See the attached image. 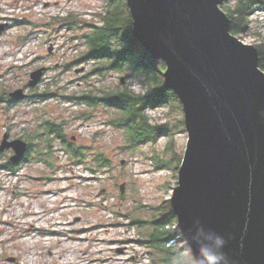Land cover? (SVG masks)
<instances>
[{
    "label": "rangeland",
    "instance_id": "374dc122",
    "mask_svg": "<svg viewBox=\"0 0 264 264\" xmlns=\"http://www.w3.org/2000/svg\"><path fill=\"white\" fill-rule=\"evenodd\" d=\"M7 6L9 9L22 7L26 19L35 24L50 19L51 15L64 17L61 14L76 13L84 22L100 25L99 16L104 14L106 0H0V20L8 11L11 14ZM30 31L36 35L20 44V36ZM80 33L61 31L48 40L42 28L34 29L31 25L4 31L0 35V94L8 95L23 88L30 81L31 73L42 67L49 69L38 90L29 93L31 96L43 90L52 79L57 80L60 94L86 87L79 85L82 84L79 78L91 69V64L79 67V70L83 68L81 72H76L78 67L66 72L60 68L63 62L85 51L84 45L78 47L80 52L76 54L71 51L70 46L76 44L72 39ZM237 37L256 47L264 43V11L255 10L249 17L248 28ZM123 77L115 74L103 82L95 77L89 81L91 86L94 83L98 87L116 88ZM124 83L135 93H144L146 89L135 78ZM85 109L92 112L62 97L23 101L7 113L0 106V145L5 134L10 140L28 141L29 134L35 135L38 124L47 120L64 124L68 139L75 146L92 147L90 155L104 152L112 161L110 172L93 179L87 170L72 163L70 155L56 140L55 170L31 160L22 164L16 175H11L2 167L9 162V153L2 152L0 264H152L153 254L147 246L137 243L143 235L138 227L129 225L130 219L150 220L154 208L168 207L178 173L174 166L170 170H155L150 157L157 153L166 160L175 155L182 159L188 135L186 131H178L169 151L170 141L163 137L156 145L144 146L132 153L123 149V130L107 125L112 117L109 109L98 107L90 119L75 120L78 112ZM147 115L153 124L174 125L184 119L180 109L168 107L149 110ZM51 176L53 180H48ZM121 184H125L123 193ZM184 246L180 243L175 247Z\"/></svg>",
    "mask_w": 264,
    "mask_h": 264
},
{
    "label": "water",
    "instance_id": "95a60500",
    "mask_svg": "<svg viewBox=\"0 0 264 264\" xmlns=\"http://www.w3.org/2000/svg\"><path fill=\"white\" fill-rule=\"evenodd\" d=\"M126 1L133 35L165 63L166 87L184 113L188 142L170 199L179 232L192 249L222 238L224 264H264V71L257 47L231 33L223 0ZM6 27L0 24V35ZM46 71L32 72L29 88ZM26 97L23 89L10 94ZM10 148L18 164L28 144L5 134L0 153ZM119 187L123 193L125 184Z\"/></svg>",
    "mask_w": 264,
    "mask_h": 264
},
{
    "label": "trees",
    "instance_id": "16d2710c",
    "mask_svg": "<svg viewBox=\"0 0 264 264\" xmlns=\"http://www.w3.org/2000/svg\"><path fill=\"white\" fill-rule=\"evenodd\" d=\"M223 5L231 6L225 8ZM223 5L222 10L231 20V33L238 36L248 28L249 17L255 12V9L258 6L264 9V0H223ZM99 18L100 25L88 24L76 13H68L64 17H51L41 24L32 23L26 18H16L12 21L9 28L27 25H31L34 29L42 28L48 40L53 34L61 31L70 33L82 31L74 38L78 39L80 46L86 47L85 51L82 53L79 51V55L63 62L60 68L66 72L77 67L79 70V67L87 64L92 65L91 69L79 78L82 82L79 85L85 84L86 87L67 95L60 94L57 80L52 79L43 90L33 96L34 101L41 102L53 97H62L68 102L92 110L91 113L86 109L78 112L75 120L83 121L90 119L98 107H104L112 113L111 120L107 122V125L119 128L124 132L123 149H129L134 153L144 146H154L160 138L166 137L170 141L167 151L171 150L176 133L185 131L184 119L182 118L174 125L169 122L153 124L147 115V111L163 107H168L170 110L177 108L183 112L177 95L166 87L165 63L150 54L133 35V19L126 0H106L104 14H101ZM33 35L36 33L30 31V33L20 36L19 43L25 44ZM257 49L260 55L259 66L264 71V43L257 46ZM115 74L124 75L126 82L135 78L145 84L144 93H135L128 84L124 85L125 83L121 80L116 84V88L103 87V85L98 87L94 83L91 86L90 84L89 80L92 77L103 82ZM39 87L40 85L35 91ZM5 94H0V106L7 113L18 102L10 101ZM28 138L31 151L26 158L17 165L9 164V162L2 165L12 174H16L22 164L31 160L42 162L55 170L57 165L54 161L53 148L56 140L61 143L62 149L70 155L72 163L87 170L91 178L97 179L99 174L111 171V159L104 152L99 151L90 155L92 147L75 146L68 139L64 124L44 120L38 124L35 135L29 134ZM150 159L154 163L155 170H170L174 166L177 173L182 162V159L176 155L171 160H166L157 153H154ZM47 179L53 180V176ZM153 210V217L150 220L140 217L130 219L129 225L138 227L140 234L143 235L137 243L147 246L151 251L153 254L152 264H184L185 256L189 250L187 245L182 249L175 247V244L170 245V242L175 241L176 237L181 238L178 228H172L177 225V217L171 202L168 201L167 208L161 206ZM116 214L127 217L126 214ZM181 240L184 241L183 238Z\"/></svg>",
    "mask_w": 264,
    "mask_h": 264
},
{
    "label": "clouds",
    "instance_id": "9594fccd",
    "mask_svg": "<svg viewBox=\"0 0 264 264\" xmlns=\"http://www.w3.org/2000/svg\"><path fill=\"white\" fill-rule=\"evenodd\" d=\"M224 240L220 237L208 238L197 245L195 249L189 248L184 264H224L226 256L222 249ZM220 249L221 251H217Z\"/></svg>",
    "mask_w": 264,
    "mask_h": 264
},
{
    "label": "built area",
    "instance_id": "2783aa9c",
    "mask_svg": "<svg viewBox=\"0 0 264 264\" xmlns=\"http://www.w3.org/2000/svg\"><path fill=\"white\" fill-rule=\"evenodd\" d=\"M6 6V5H5ZM6 9H9V7L7 6L6 7ZM9 10H11L12 12H11V14H10V12L8 11V13H7V15H4V17H2L3 18V20H0V23L1 24H11L12 23V21L14 20V19H16V18H18V19H24V18H26V15H25V11L24 10H22V7H13V9H9ZM104 11V10H103ZM20 14H22V15H20ZM53 14H58V13H53ZM52 17H56L57 15H51ZM61 16H65V14H61ZM1 18V17H0ZM51 18V17H50ZM15 28V27H14ZM74 42H76V44L75 45H71L70 44V41H68V44H70L71 46V51H73L75 54L76 53H78L79 52V49H78V47H80V46H78V41H73L72 43H74ZM11 175H12V173H10ZM173 228V227H172ZM178 227H175V228H173V229H177ZM179 230V229H178ZM183 238V236L181 235V238L180 237H176V240L175 241H171L170 242V245H173V244H175L174 246H176L177 244H183V245H186V243H185V241H182L181 239ZM183 240H184V238H183Z\"/></svg>",
    "mask_w": 264,
    "mask_h": 264
},
{
    "label": "flooded vegetation",
    "instance_id": "af4514ba",
    "mask_svg": "<svg viewBox=\"0 0 264 264\" xmlns=\"http://www.w3.org/2000/svg\"><path fill=\"white\" fill-rule=\"evenodd\" d=\"M255 10H264V9H261V7L260 6H258ZM49 69V68H48ZM29 83V82H28ZM39 85V84H38ZM38 87V86H37ZM36 87V88H37ZM36 88H34V89H31V88H29V85L27 84L26 86H24L23 88H21V89H23L24 91H25V93L27 94V97L25 98V99H23V100H18V101H15V100H13V99H11L10 98V94L12 93H9L8 95H7V97H8V99L10 100V101H14V102H18V104L19 103H21V102H23V101H28V100H30V99H33V96H31V95H29V93L31 94L32 93V91H35L36 90ZM28 90V91H27ZM4 104H6V103H4ZM9 138V137H8ZM10 140V139H9ZM11 141V140H10ZM24 141L28 144V150H27V152H26V154H25V157L24 158H26V156L29 154V152L31 151V148H30V143L27 141V140H25L24 139ZM6 151H8V153H9V164H13L12 162H11V158L13 157V155H14V151H13V149H7V150H5L4 152H6ZM24 158H23V160H24ZM22 160V161H23ZM21 161V162H22ZM20 162V163H21ZM20 163H18V164H20ZM15 165H17V164H15Z\"/></svg>",
    "mask_w": 264,
    "mask_h": 264
}]
</instances>
